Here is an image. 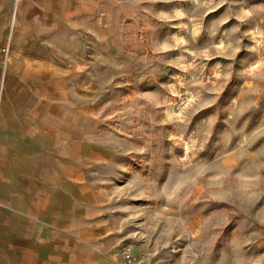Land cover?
<instances>
[{
	"label": "rangeland",
	"instance_id": "obj_1",
	"mask_svg": "<svg viewBox=\"0 0 264 264\" xmlns=\"http://www.w3.org/2000/svg\"><path fill=\"white\" fill-rule=\"evenodd\" d=\"M105 17L99 116L124 151L105 185L127 251L264 264V0H111Z\"/></svg>",
	"mask_w": 264,
	"mask_h": 264
},
{
	"label": "crops",
	"instance_id": "obj_2",
	"mask_svg": "<svg viewBox=\"0 0 264 264\" xmlns=\"http://www.w3.org/2000/svg\"><path fill=\"white\" fill-rule=\"evenodd\" d=\"M110 10L0 0V264H121L123 211L106 185L124 151L102 129L110 59L93 52Z\"/></svg>",
	"mask_w": 264,
	"mask_h": 264
},
{
	"label": "built area",
	"instance_id": "obj_3",
	"mask_svg": "<svg viewBox=\"0 0 264 264\" xmlns=\"http://www.w3.org/2000/svg\"><path fill=\"white\" fill-rule=\"evenodd\" d=\"M10 50V42L4 48H1L0 51L7 55ZM121 264H136L137 262V255L133 251H122L119 253L118 257Z\"/></svg>",
	"mask_w": 264,
	"mask_h": 264
}]
</instances>
